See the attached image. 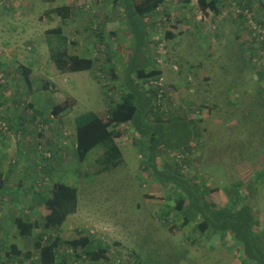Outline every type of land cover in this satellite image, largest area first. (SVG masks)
<instances>
[{
  "label": "rangeland",
  "instance_id": "rangeland-1",
  "mask_svg": "<svg viewBox=\"0 0 264 264\" xmlns=\"http://www.w3.org/2000/svg\"><path fill=\"white\" fill-rule=\"evenodd\" d=\"M72 2L69 49L94 60L91 72L59 77L47 47L39 43L45 31L30 38L34 50L28 49L32 44L25 45L22 54L28 57L19 59L29 69L30 87L20 66L9 58L2 68L4 88L8 85L1 95L0 126L5 124L12 134L6 139L0 133V144L7 141L0 148L5 152L0 158L4 182L0 189V264H31L22 257L13 261L5 256L10 244L31 250L30 238L16 235L13 218L40 219L46 209L33 201L35 192L48 190L54 181L79 190L77 211L64 222L63 238L70 240L81 231L108 250L107 260L91 262L85 257L81 262L82 256L71 264H245L229 233L202 234L196 227L199 220L180 225L171 185L142 169L139 136L128 124L121 129L126 137L117 142L123 158L118 168L97 174V148L84 162L75 157L76 118L90 112L104 118L110 101L127 93L122 72L136 48L122 24L121 1L119 5L113 0ZM217 8L215 15L201 11L197 0L189 4L163 0L155 16L143 19L145 47L135 63L139 68L150 56L145 73L158 70L160 75L143 81L134 74L131 80L152 95L150 81L160 77L167 94L162 107L167 120H183L181 113L187 114L186 120H196L189 125L193 143L188 150L190 163L182 172L186 170L188 179L210 191L207 200L216 208L250 207L256 220L254 233L264 247V78L260 81L259 75L260 69L264 71V0H217ZM0 53L6 56L2 49ZM46 82L51 86L43 91L41 85ZM68 95L76 98L75 105L53 117L54 100L61 103ZM30 103L32 110L27 107ZM175 106L180 114L174 119L170 115ZM153 107L149 122H154ZM180 134L186 138L183 128ZM40 149L54 152V157H45ZM164 158L160 157L159 168ZM43 168L50 169L48 175ZM47 176L52 180L40 182ZM166 211L167 220L161 219ZM66 252L65 247L59 248V253Z\"/></svg>",
  "mask_w": 264,
  "mask_h": 264
},
{
  "label": "trees",
  "instance_id": "trees-1",
  "mask_svg": "<svg viewBox=\"0 0 264 264\" xmlns=\"http://www.w3.org/2000/svg\"><path fill=\"white\" fill-rule=\"evenodd\" d=\"M113 1L117 5L120 1L123 4V7H121L123 22L134 40L133 49L136 48L130 62L122 72V85L127 93L120 97L118 101H110L107 115L104 118L93 112L76 118L74 125L75 157L79 162H84L90 152L97 148L100 150V155L96 160L98 164L97 174L118 168L123 163V158L117 142L123 141L126 137L120 129L128 124L137 134V137L139 136L136 142L140 145L138 153L143 154L142 159H140L142 169L149 171L155 180L171 185V195L176 203V210L182 219L180 225L183 227L199 220L196 227L202 234L206 231L215 234L221 233L222 235L229 233L232 236L233 243L239 246L245 264H264V247L253 230L256 220L252 209L248 206H242L239 209L229 208V206L216 208L207 200V194L210 191L203 184L199 185V182L188 179V176H185L186 170L182 172V168L187 167L190 163L188 159V150L190 149L188 139L191 137L189 125L182 122L184 127H181L179 124L182 123L178 120L172 124L171 120H167L166 109L156 106L153 102L149 103L150 100L144 92L137 88L131 80V76L134 74L143 81L160 75L158 70L145 73V68L150 64V56L146 57L139 68L136 67L135 63L140 50L145 47L146 31L143 19L157 11L159 6L163 4V0ZM182 2L189 4L190 0H182ZM197 4L201 11L209 10L215 15L219 12L217 0H197ZM51 32L53 33L54 30H51ZM67 47L68 44L65 41L62 46L59 43L48 42L49 58L56 70L60 73L91 72L94 60L88 56L70 54ZM3 69L1 66L0 72L4 74ZM20 71L24 80L28 83L29 69L20 66ZM259 73L260 81H263L264 71L260 69ZM50 86L51 84L46 82L43 88L47 89ZM74 105L75 100L73 98H66L61 103L51 107V115L58 117ZM152 106L155 108L151 112L154 116V122H149L146 117ZM27 107L32 110L34 106L30 103ZM177 109L178 107L175 108V110ZM174 126L177 127L174 129ZM182 128L186 133V138H183L180 134ZM163 148L166 151L160 152ZM38 152L43 154L40 150ZM177 152L181 153L183 157L177 158V154H179ZM50 154L54 157L55 153L50 152ZM168 154L171 155L170 159ZM161 156L165 157L162 159L165 163L162 168H159L158 163ZM19 158L18 155L17 159ZM49 170L42 169L43 172H47L45 175L49 174ZM2 175L0 172V189H3L4 184L1 181ZM50 179L52 180V176H47L44 179L42 177L40 182L49 181ZM237 185L240 184L237 183ZM236 191L238 192V190ZM2 193H4V190ZM35 194L36 197L33 201L37 206H43L46 213L43 216L41 215L40 219L32 221L28 217L18 215L13 218L12 223L19 238H30L31 250L22 251L17 245L10 244L5 253L8 259L15 261L17 258L22 257L23 260H28L31 264H71L82 256L83 260L81 262L86 258L91 262L108 259L107 248L93 242L88 233L82 234L79 231L77 236L70 240L63 238L62 227L64 222L77 211L78 188L61 181H54L50 184L48 190L36 191ZM168 215V211L162 213L161 219L167 220ZM62 246L70 253H59V248ZM68 257L71 259H68Z\"/></svg>",
  "mask_w": 264,
  "mask_h": 264
},
{
  "label": "crops",
  "instance_id": "crops-1",
  "mask_svg": "<svg viewBox=\"0 0 264 264\" xmlns=\"http://www.w3.org/2000/svg\"><path fill=\"white\" fill-rule=\"evenodd\" d=\"M73 7L74 5H73L72 0H11L8 7H4L0 10V48L4 51L6 55L4 57L0 53V67L2 66V68H4L5 61H7L6 60L7 58H9L12 61V63L22 66V63L19 59L28 57V55L22 54L23 47L27 44L29 45L32 44V46L30 45V47H28L29 51L32 52L34 48H33V41H31L30 38H33L34 35L36 36L39 34L41 35L43 31L45 32L40 37L42 40L39 42L42 48L47 47V50L49 51L48 42H52L50 41V39H52L53 42H56V40H58L61 46L63 45V42L65 41L68 44V47H67L68 52H70V54H73L72 50L69 49V46H70L69 37H70V31H71L70 27L74 23ZM152 15L155 16V14L153 13L148 16L150 17ZM123 21L124 19L122 20V24H124ZM51 30H54V32L52 33ZM116 30L117 29H114L113 31H116ZM14 36H16V38H14ZM55 71H56L55 73H58L59 77L63 76V78L72 74V73H60L59 71L56 70V68H55ZM64 81L65 80H63V82ZM25 83L28 87H30L29 82L27 83L25 81ZM44 84L41 85L42 90L43 91L48 90V89L43 88ZM7 85H8V82H7ZM5 88L0 90V92H2L0 94V103H2L1 101L3 100V96L1 95L4 93ZM144 94L150 100L149 103L154 102V97H155L154 92H152L153 96L150 95L148 92H144ZM67 98H73L75 100V103L77 101L76 98L71 95H68ZM54 105H56L55 100H54ZM33 111L35 112V115H36L37 114L36 111L35 110ZM177 114L178 115L180 114L178 109L173 110L170 116L172 117L173 115L175 119V117H177ZM149 115L150 113L147 114L146 118H148ZM180 115H183L182 116L183 120H180L178 122H181V123L186 122L188 125H191L192 123L191 120L185 119L187 114L181 113ZM32 119H34L33 116L31 117V120ZM45 119H47V122H49V118H45ZM23 120L24 118L21 119L20 122H22ZM42 122H44V120ZM170 122L174 124V122H177V121L175 120V121H170ZM0 131H1L0 132L1 134L2 133L4 134L3 137H6V139L11 137L12 133H10V131L9 133L4 132L2 130ZM133 133L136 134L134 131ZM6 142L7 141L1 142L0 148L3 147ZM188 142H189V146H191V144L193 143L191 138L188 139ZM2 154L5 155V152H0V158H2Z\"/></svg>",
  "mask_w": 264,
  "mask_h": 264
},
{
  "label": "built area",
  "instance_id": "built-area-1",
  "mask_svg": "<svg viewBox=\"0 0 264 264\" xmlns=\"http://www.w3.org/2000/svg\"><path fill=\"white\" fill-rule=\"evenodd\" d=\"M10 2H11V0H0V10L4 7H8ZM164 22H166V21L164 20ZM161 81H162V79L160 77L157 80L150 81V84L152 85L153 91L155 93L154 101H157L156 105L159 107H163L165 100H166V96H167L165 86L163 85V83ZM4 85H5V77H4V74L2 72H0V90L4 88ZM146 91L148 92V90H146ZM0 129L4 132H7V130H8L7 126H5V124H2V126H0ZM40 151H42V153H43V155H45V157H47V158L50 157L49 152H46L47 150L45 151L44 149H40ZM182 157H183L182 154L177 156V158H182Z\"/></svg>",
  "mask_w": 264,
  "mask_h": 264
}]
</instances>
